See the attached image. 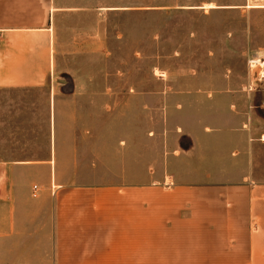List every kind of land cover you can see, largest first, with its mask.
Here are the masks:
<instances>
[{
    "label": "crops",
    "instance_id": "obj_1",
    "mask_svg": "<svg viewBox=\"0 0 264 264\" xmlns=\"http://www.w3.org/2000/svg\"><path fill=\"white\" fill-rule=\"evenodd\" d=\"M126 9L0 0V91L22 92L6 109L16 128H0V264H264V179L63 180L85 123L124 119L94 109L95 84L110 82L109 17Z\"/></svg>",
    "mask_w": 264,
    "mask_h": 264
},
{
    "label": "rangeland",
    "instance_id": "obj_2",
    "mask_svg": "<svg viewBox=\"0 0 264 264\" xmlns=\"http://www.w3.org/2000/svg\"><path fill=\"white\" fill-rule=\"evenodd\" d=\"M112 3L127 9L109 17L110 82L95 84L105 94L94 111L124 119L84 122L90 132L64 155L63 180H263L264 0ZM21 96L0 91V128H16L5 115Z\"/></svg>",
    "mask_w": 264,
    "mask_h": 264
},
{
    "label": "bare ground",
    "instance_id": "obj_3",
    "mask_svg": "<svg viewBox=\"0 0 264 264\" xmlns=\"http://www.w3.org/2000/svg\"><path fill=\"white\" fill-rule=\"evenodd\" d=\"M258 63H260V64H261V66H263V67H264V61H258Z\"/></svg>",
    "mask_w": 264,
    "mask_h": 264
},
{
    "label": "built area",
    "instance_id": "obj_4",
    "mask_svg": "<svg viewBox=\"0 0 264 264\" xmlns=\"http://www.w3.org/2000/svg\"><path fill=\"white\" fill-rule=\"evenodd\" d=\"M35 192L38 190L37 186L34 187Z\"/></svg>",
    "mask_w": 264,
    "mask_h": 264
}]
</instances>
